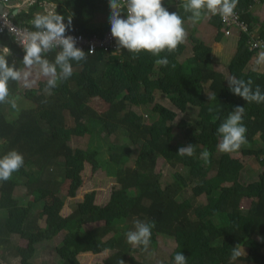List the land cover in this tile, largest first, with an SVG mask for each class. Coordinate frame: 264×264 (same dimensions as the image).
I'll use <instances>...</instances> for the list:
<instances>
[{
	"label": "trees",
	"instance_id": "trees-1",
	"mask_svg": "<svg viewBox=\"0 0 264 264\" xmlns=\"http://www.w3.org/2000/svg\"><path fill=\"white\" fill-rule=\"evenodd\" d=\"M102 1L41 0L22 16L9 13L13 23L36 30L30 21L37 13L44 14L41 4L47 2L55 5L54 13L63 15L66 24L67 18L72 17L65 35L101 37L109 25L110 9L109 0H105L104 8L108 11L104 19H108L101 24L97 9ZM174 1L163 0V3L170 12H178L184 22L189 21L191 13L184 11L182 0L176 4ZM263 3L264 0H238L235 10L250 31L258 27V36L264 39V20L254 15ZM209 24L216 31L214 43L229 37L222 31L220 17L211 16ZM247 41L246 34L237 37L227 72L230 77L251 80L253 89L259 85L264 92V71L249 68L260 51H250ZM187 44L183 42L171 53L160 54L167 57V66L157 65L158 57L146 51L138 55L127 49H120L118 55L96 51L93 55L86 54V60L71 61L72 76L59 81L53 89L46 90L47 82H44L37 89L21 92L17 81H9L10 96L17 99L18 110L0 103V157L15 149L23 154L24 164L9 180L0 181V212L6 213L0 220V247L10 248L19 264H34L37 246L46 242V233L64 234L58 248L61 249L59 264H76L74 258L81 253L104 251L110 254L103 264H121L122 260L124 264H152L131 255L144 251L142 246L132 247L123 235L117 236V224L128 222L134 226L137 219L155 222L149 248L157 246L158 235L173 238L186 256L187 264H264V103H247L230 91L224 74L212 68V48L208 43L190 34ZM3 46H8L12 53L9 63L15 62L23 69L24 50L8 34L0 35V47ZM57 52L45 54L46 58L54 61ZM208 95H215L216 99L209 100ZM156 96L166 99L179 113H184L188 105L198 107L197 119L181 124L185 131L183 146L193 144V156L177 154L179 147L174 144L169 125L176 119L175 112L154 104L150 110L153 121L146 125L143 116L134 111L148 107ZM94 99L107 104V111L98 114L91 109L88 104ZM23 102H28L31 108L19 107ZM237 105L245 108L243 123L247 128V143L234 152L255 158L262 168L258 184H243L242 162L232 158L231 153L217 149V128ZM209 108L213 110L210 112ZM120 130L130 144L118 154L108 152L109 162L113 164L108 176L118 187L112 190L104 206L94 204L92 192L65 218L60 215L63 199L49 204L43 202L40 214L31 216L32 206L53 194L49 171L61 169L66 197L74 199L83 184L81 175L85 164L93 172L101 169L100 142H106ZM84 137L89 140L85 150L68 145L72 138ZM133 148L138 150V156L133 167H128ZM112 149L113 145L109 144L108 150ZM204 149L210 152L208 163L200 157ZM158 160L172 169H181L164 188L161 176L155 174ZM209 173H215L221 185L209 182ZM23 174H34V177L24 181ZM20 187L26 188L33 201L26 207L14 198ZM189 189L196 203L183 207L177 197ZM244 200L253 201L247 212L241 208ZM41 217L45 219L44 229L38 226ZM97 224L100 225L97 228L84 230ZM12 236L26 245H11ZM238 244L245 252L231 261V250ZM164 264H174V259Z\"/></svg>",
	"mask_w": 264,
	"mask_h": 264
},
{
	"label": "clouds",
	"instance_id": "clouds-1",
	"mask_svg": "<svg viewBox=\"0 0 264 264\" xmlns=\"http://www.w3.org/2000/svg\"><path fill=\"white\" fill-rule=\"evenodd\" d=\"M238 0H182L185 12L191 13L188 17L193 23L199 22L205 13L220 15L227 19L233 15ZM44 9V6L41 5ZM110 6V30L116 39L117 49H127L134 55L142 51L158 57L157 65L167 66L169 61L166 56L161 57L162 52L176 50L182 44L187 31L184 27V19L178 12H170L163 0H109ZM56 9V8H55ZM126 18L121 13L125 12ZM1 10V9H0ZM55 11V10H54ZM53 12L37 13L30 21L35 31H30L17 42L24 50L23 69L16 63H9L8 57L12 54L8 46L0 47V103L10 104L18 110L16 99L10 96L9 81H23L25 86H30V77L33 69L38 70V75L47 77L46 90L57 87L59 81L68 79L73 74L71 61L86 60L85 51L77 47L76 38L65 35L72 24V17L67 18ZM59 49L54 61L46 58L47 53ZM90 49L88 54H92ZM256 63L264 64V51L257 55ZM230 91L242 97L247 103H264V92L257 85L252 87V81H245L236 77L226 79ZM209 100H215L216 96H209ZM213 109L209 108L211 112ZM245 108L237 105L217 128V149L220 152L232 153L238 151L247 143V128L243 123ZM180 156H193L194 146L188 144L178 149ZM205 163L209 162L210 152L204 149L200 154ZM24 164L23 154L18 150H10L0 157V181H7L14 171H18ZM134 229L126 232V240L130 245L142 246L147 251L151 243L152 228L155 222L134 220ZM239 244L232 248L230 260L236 261L244 254ZM124 264V261H121ZM174 264H187V258L183 252L174 255Z\"/></svg>",
	"mask_w": 264,
	"mask_h": 264
},
{
	"label": "rangeland",
	"instance_id": "rangeland-1",
	"mask_svg": "<svg viewBox=\"0 0 264 264\" xmlns=\"http://www.w3.org/2000/svg\"><path fill=\"white\" fill-rule=\"evenodd\" d=\"M105 3L107 1L103 0L99 3L98 6V18L101 21V24H104L107 21V11L104 8ZM48 12H53L48 10ZM254 15L258 17L260 20H264V3L260 5V7L254 12ZM210 18V16H208ZM100 23V22H99ZM190 25V26H189ZM186 30L191 31L190 28H194L193 35L200 41L208 43L213 53L211 56L213 58V66L214 70L222 72L226 79L230 78V75L227 72V64L229 63L230 59L234 54V50L232 48L226 50H221V48L217 47V45L213 42L214 32H211V28H203L202 26H195L191 23L186 24ZM202 29V30H201ZM202 31V32H201ZM212 33V34H211ZM233 35L229 36L232 37L231 41L234 42L233 37H239V32L234 31L232 32ZM254 36L257 37L260 34V29L257 27L254 29L253 32ZM233 47V46H232ZM258 55V53H257ZM257 55L251 61L249 66L250 69H254L260 72L264 71V64H257L256 59ZM47 77L38 75V70L33 69L32 76L30 77V86H25L23 81L17 82L18 88L21 92L28 90V89H37L39 83L47 82ZM206 94L207 92V85L204 86ZM17 100V99H16ZM22 104V105H21ZM19 104V107H24V109L31 108V105L28 102H23ZM154 104H159L173 112L176 113V119L173 123L169 124L172 128V133L174 136V144L177 147L183 146V137H185V131L181 128L182 123H191L197 119L198 114V107L194 105H188L187 109L184 113H179L172 105L163 97L156 96L151 102L150 105L146 108L134 109V111L143 116L144 123L146 125L151 124L153 121V115L151 113V108ZM90 107L97 113L101 114L104 113L108 109V105L104 104L101 100H93L90 103ZM89 140L88 137H84L82 139L72 138L69 142V146L72 149H81L85 150L88 146ZM102 144L101 153L99 161L103 164L101 169L96 172H93L91 167L85 164L84 171L82 173L83 184L81 188L76 193V197L74 199H69L66 197V185L64 184L61 178V169L58 171H49L51 177V187L53 188V194L44 199L43 201H38L36 204L32 206V214L31 216L37 217V215L41 212L42 204H49L51 202H55L58 199L64 200V207L60 213L62 217H67L71 214L76 204L80 203L86 194L95 193V201L94 204L96 206H104L110 196V193L113 189L117 188L116 181L108 176L109 167H113V164L109 162V153H120V151L129 146L128 139L124 136L123 132L120 130L111 136L106 142H100ZM1 144V143H0ZM113 145V149L111 151L108 150V145ZM97 146V142H95L94 147ZM138 156V150L133 148V153L128 160L127 166L133 167L134 162ZM232 158L237 159L242 162L244 169L241 174V182L245 185L247 184H258V177L262 173V168L257 164L255 158L250 157H243L241 154L232 152ZM180 168L172 169L169 167L163 160H158L155 168V174H159L161 176L160 183L162 188L166 185H169L173 182V175L175 173H180ZM23 180L29 181L34 177V174H23ZM22 176V174H21ZM209 182H211L215 186L221 185L220 180L217 179L215 173H209L207 176ZM192 189V188H191ZM191 189L183 191L181 195L177 197V201L181 203L184 207H187L190 203H196L194 199H192ZM14 198L18 201L20 206L26 207L31 204L32 198L27 194V190L24 187H20L16 189L14 193ZM44 202V203H43ZM253 201L244 200L241 204V208L243 212H247L251 206ZM6 216L4 211L0 212V220ZM44 218L38 220V226L41 229H44ZM220 222L221 220L218 219ZM100 225H89L84 228L85 231H89L91 229L97 228ZM128 222H120L117 224L120 236H124L126 238V232L129 230H133L134 226H131ZM47 239L42 245L37 246L36 253L32 259L34 264H59L61 261L60 250H58L59 245H61L62 238L64 236L63 233H46ZM112 235L107 236L103 239V241L110 238ZM11 245H18V246H25L26 242L21 241L18 237L12 236L10 237ZM134 247L133 245H131ZM136 247V246H135ZM180 252L178 245L176 244L173 238H170L165 235H158L157 236V246L154 248H148L147 251L139 250V252L132 253L131 255L139 260H145L152 264H164L165 262H169L170 260L174 259L175 253ZM12 250L9 248L7 250L0 247V264H19V259L12 256ZM110 254L109 251H104L100 254H92V253H81L74 258L76 264H103L102 261ZM127 264V263H126Z\"/></svg>",
	"mask_w": 264,
	"mask_h": 264
},
{
	"label": "built area",
	"instance_id": "built-area-1",
	"mask_svg": "<svg viewBox=\"0 0 264 264\" xmlns=\"http://www.w3.org/2000/svg\"><path fill=\"white\" fill-rule=\"evenodd\" d=\"M15 5L18 7L19 4L26 6L29 8L31 5L34 4L32 0H0V5L1 6H8V5ZM121 15L126 18V9H122ZM19 11L13 9L11 12L12 16H22V14H18ZM21 13V12H20ZM207 14V13H206ZM210 17L211 16H218L221 19V23L223 24V32L225 36H231L232 32L238 31L239 35L240 34H246L248 35V41L247 45L249 47L250 51L253 50H259L264 51V39L261 36L255 37L253 32L250 31L249 25L244 23L240 17L238 12L234 9V13L232 16H230L227 21L221 18L220 15H211L207 14ZM110 16V9L108 12V17ZM30 31H35L31 30L25 25H17L13 23L10 13L7 11L0 10V35L2 34H8L13 41L20 47L22 46L17 42V40L22 39L24 35ZM72 35L76 38L77 41V47L82 48L86 54L89 53L90 49H94L92 54L88 55H93L96 51H102L104 53H110L112 55H118L120 49H117V42L116 39L111 35V30H110V23L108 25L107 30L103 33L101 37L98 36H92V37H84L82 35H73V34H68ZM23 49V48H22ZM54 51H59V49H54Z\"/></svg>",
	"mask_w": 264,
	"mask_h": 264
},
{
	"label": "crops",
	"instance_id": "crops-1",
	"mask_svg": "<svg viewBox=\"0 0 264 264\" xmlns=\"http://www.w3.org/2000/svg\"><path fill=\"white\" fill-rule=\"evenodd\" d=\"M33 2H34V4L36 3V2H39V1H41V0H32ZM176 1L177 0H175L174 1V3L176 4ZM41 5H43L44 6V11L45 12H47L48 10H51V11H54L55 10V5L54 4H50V3H47V2H43ZM13 9H15V12H16V10H18L19 11V13L18 14H22L23 13V15H24V13L25 12H27V10H28V8L26 7V6H24V5H21V4H19L18 5V7H16L15 5H8V6H3V11H7V12H12L13 11ZM21 12V13H20ZM209 15H207L206 13H205V15H203L202 16V18H201V20L199 21V22H196V23H193L192 21H187V22H184V27H185V29L186 28H188V26L186 27V24H188V23H191V24H193V25H195L196 27L199 25V26H202L203 28H205V30H207V28H211V32H213V30L215 31V29L209 24V20H210V18L208 17ZM190 26V25H189ZM194 28L195 27H193V28H190L191 29V31L189 32V30H186L187 31V37L190 35V34H193V31H194ZM202 30V29H201ZM202 32V31H201ZM212 34V33H211ZM214 34H215V32H214ZM187 37H186V39H185V41H184V43L185 44H187ZM234 38V42L233 41H231V39H232V37H222L221 39H220V41L219 42H215V44L217 45V47H219V48H221V50H226V52H227V49H230V48H232L233 50H234V52H235V46H236V40H237V38L236 37H233ZM188 45V44H187ZM233 46V47H232ZM213 51H214V49H213ZM213 51H212V53H213ZM189 51H187V55L189 54L188 53ZM94 100H99V99H94ZM93 100H91L90 101V103L92 102ZM90 103L88 104L89 105V107H90ZM105 104V103H104ZM91 108V107H90ZM92 109V108H91ZM107 111V110H106ZM99 114V113H98ZM21 241H23V240H21Z\"/></svg>",
	"mask_w": 264,
	"mask_h": 264
},
{
	"label": "water",
	"instance_id": "water-1",
	"mask_svg": "<svg viewBox=\"0 0 264 264\" xmlns=\"http://www.w3.org/2000/svg\"><path fill=\"white\" fill-rule=\"evenodd\" d=\"M0 9L2 10L3 9V6L0 5Z\"/></svg>",
	"mask_w": 264,
	"mask_h": 264
}]
</instances>
